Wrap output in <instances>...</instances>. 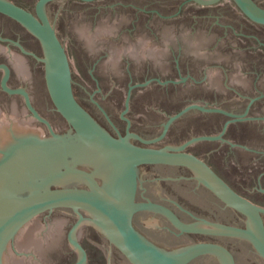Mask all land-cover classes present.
<instances>
[{
  "label": "water",
  "instance_id": "obj_1",
  "mask_svg": "<svg viewBox=\"0 0 264 264\" xmlns=\"http://www.w3.org/2000/svg\"><path fill=\"white\" fill-rule=\"evenodd\" d=\"M53 1L57 0H38L34 14L12 1L0 0V14L27 30L44 50V57L38 58L0 37V264H63L71 252L79 257L75 264H86V250L74 239L85 227L100 233L107 264H189L202 256L192 264H236L234 254L223 245L194 244L189 237H176L179 231L207 233L199 227L207 221L187 224L163 205L136 201L139 168L146 165L181 166L194 171L202 184L245 217L244 227L212 224L218 228L214 233L240 238L225 240L234 250L237 264H264V209L236 192L204 160L185 151L193 141L218 137L198 138L179 148L149 146L161 141L171 124L191 110L218 112L241 120L246 119L248 110L239 116L222 109L189 106L169 118L158 139L144 141L132 135L147 146L136 145L129 137L112 136L76 98L69 54L46 12L47 4ZM223 1L186 2L211 7ZM231 1L250 21L264 25V8L256 0ZM11 44L45 63L50 99L69 125L63 132L55 133L31 106L25 92L32 81L30 66L19 52L9 48ZM260 151L264 153V146ZM196 186L192 185L186 200L174 204L182 210L189 208L195 216H207V207L212 212L215 200L207 202V190ZM149 191L152 197L160 196L159 183L152 182ZM143 208L164 213L173 224L154 214L146 217L148 234L161 248L134 225L135 214ZM55 209H71L80 216L70 231L77 250L68 240L74 223L70 212L39 217ZM83 212L89 222L83 223ZM226 220L241 222L230 211Z\"/></svg>",
  "mask_w": 264,
  "mask_h": 264
},
{
  "label": "rangeland",
  "instance_id": "obj_2",
  "mask_svg": "<svg viewBox=\"0 0 264 264\" xmlns=\"http://www.w3.org/2000/svg\"><path fill=\"white\" fill-rule=\"evenodd\" d=\"M9 1L34 8L38 0ZM186 1L58 0L49 7V18L70 57L76 96L108 133L113 126H126L120 115L130 85L133 128L146 136L160 132L187 105L242 113L251 98L264 94V26L248 22L231 0L211 7ZM256 1L264 8V0ZM0 37L44 57L40 42L1 14ZM17 45L9 48L30 66L32 81L25 92L31 106L55 133L63 132L68 124L50 99L45 63ZM176 57L182 61L179 69ZM170 80L176 85H159ZM138 83L148 85L135 88ZM229 120L191 111L178 124L192 122L190 132L217 137ZM228 135L225 143L207 142V160L238 192L264 203V101L251 109L247 121L230 125ZM183 141L170 135L156 146L179 148L186 145ZM78 239L89 252L87 264H107L97 230L85 227ZM78 259L71 252L63 264Z\"/></svg>",
  "mask_w": 264,
  "mask_h": 264
},
{
  "label": "flooded vegetation",
  "instance_id": "obj_3",
  "mask_svg": "<svg viewBox=\"0 0 264 264\" xmlns=\"http://www.w3.org/2000/svg\"><path fill=\"white\" fill-rule=\"evenodd\" d=\"M57 1H53V2H50L47 4V6H46L47 14L49 12V7L52 6L53 4H55V2H57ZM37 2H36V4H37ZM36 4H35V7L33 8L31 6H27V5L17 3V5L29 10L30 12H32L34 14H36ZM257 25H260V24H257ZM260 26H264V25H260ZM180 59L181 58H179V57H176L174 59V63L176 64L178 69L182 65V61ZM189 64L190 63L187 62V64H185V65L188 66ZM183 65H184V63H183ZM133 80H134L133 78H130V83H132ZM186 81L187 80H183V82H186ZM169 82H172V83H166V84L160 83L159 85H161L163 87H169V85L175 84L173 80H170ZM147 85H148L147 83H144V84L138 83V84H135V88H138V86L140 87V86H147ZM131 88H132V86L130 85L129 89H131ZM75 95H76V93H75ZM76 98H77V96H76ZM77 100H78V98H77ZM252 100H253V102H252ZM261 101H264V94H261L257 97H254V98H251L247 104L246 109L242 113L229 112L225 109H222L224 111L232 113L233 115H239V116L244 115L246 113V111L248 110V114L246 116V119H243V120L237 119L234 116H229V115H225L223 113H218V112H202L199 110H191V111H198L200 113L207 114V115L218 114V115H221L223 117L230 119L228 121L229 124L227 126L226 131L221 133L220 135H218L217 136L218 138L215 140L204 139V140L193 141V140L198 139V138L207 137L206 133L190 132L189 128L193 129V127H194L192 122H186V123H183L182 125L178 124V122L181 119H184V117H186L191 111L187 112L182 117L175 120L171 124V126L169 127V129L167 130V132L165 134H164V129H165L164 125L165 124L162 126V130L160 132H158L156 134H152L154 136H146L149 134L138 133L133 128V121H132L131 116H130V114H131L130 103H129V108L127 109V104H126L124 111H122V113L120 115V122H122L123 124H126V126L125 127H123V126L114 127L113 126V129H112L113 131H111V134H112V136H114L116 138L129 137V139L132 143H134L136 145H141V146H147V145L144 144L141 140L134 138L132 135H138L144 141H152V140L158 139L163 134L165 136L161 141H164L170 135H172V137L176 140H184L182 142L184 144H187V143H190L191 141H193L189 145H187V147L185 148V151H187L191 154H194L195 156L204 160L225 182H227L236 192H238L222 176V174H220V172L207 160V150H208L207 142L220 141L221 143H225V142H223L224 140H222V139L227 140L230 137V135H228L229 126L232 124L241 123L243 121L245 122V120L247 121V118H248L249 114L251 113V109ZM192 105H198V104H192ZM192 105H187L185 108L192 106ZM199 106H201V105H199ZM202 107L216 108V107H209V104L202 106ZM184 109H182V110H184ZM217 109H220V108H217ZM182 110H180L179 112H181ZM179 112H177L176 114H178ZM63 120L67 123V121L64 118H63ZM210 137H213V136H210ZM161 141H159V142H161ZM156 145H158V143H155V144H152L149 146L157 147ZM208 153H210V152H208ZM162 168H168L170 171H164L163 172V171H161ZM152 182H158L159 183L160 196H157V197L151 196L150 191H149V185ZM194 184H197V186H196L197 189L198 188H204L207 190V202H209L210 198H214V200H215L212 212L207 207V216H202V217L195 216L189 208H186V210H182L174 204V201L183 202L184 200H186V196L190 194V189L192 188V185H194ZM238 193L241 194L240 192H238ZM209 194H210V196H209ZM241 195L244 196L243 194H241ZM244 197L247 198L252 203H254L255 205L264 209V203L256 202L255 200H253L247 196H244ZM136 201L139 204H147V203L152 202V203L163 205V206L171 209L183 222H185L187 224L202 223L204 221H207V225H199V227H201L202 229L207 230V233H186V232L179 231V235L176 237H178V238L189 237L192 239L194 244L207 242V243H217V244L223 245V246L227 247L234 254L235 259H236V264H237V258H236V255L234 253V250L232 249V247L228 246L225 243V240H227V239H240V238L229 237V236L222 235V234H216V233H214V231H216L218 228L213 226L212 224H225V225L244 227L245 223H243L242 220L245 221V217L242 214H240L239 212H237L234 209H232L231 207H229L216 194H214L208 187H206L204 184H202L199 181L196 173L194 171H192L191 169H189L187 167L167 166V165H146V166L140 167L139 172H138V191H137ZM229 211L232 212V215L236 219H240L241 222H238V221L228 222L226 220V216H227ZM65 212H70L72 214V216L74 217V223L71 225L69 233H68V240H69V242L72 243V245L76 249V247L73 244V241L70 237V231H71V228L74 226V224L77 223V221H79V219H80V216L77 213H75L71 209H55L53 211H47V212L39 215V217L46 216L48 218H51L52 216H54L55 214H58V213L66 214ZM150 214H154L156 216L162 217L169 225H171L172 222L168 219V217L164 213L157 211V210H154V209H151V208L139 209L134 216V225L139 230V232H141L146 238H148L155 245L160 247L154 241V239L148 234V229H149L148 227L149 226H148L145 219ZM185 214L190 217V220H186V218L184 216ZM262 215H263V219H264V213ZM83 216H84L83 223L89 222V219H88L89 216L87 214H85L84 212H83ZM74 239L76 241H78L83 246V248L86 250L87 263H88V260H89L88 250L83 245L82 241L76 237V234L74 235ZM206 256H214V255H206ZM202 257H204V256H202ZM202 257H200V258H202ZM200 258H198V259H200ZM198 259L190 262L189 264L194 263ZM75 263H73V264H75Z\"/></svg>",
  "mask_w": 264,
  "mask_h": 264
},
{
  "label": "trees",
  "instance_id": "obj_4",
  "mask_svg": "<svg viewBox=\"0 0 264 264\" xmlns=\"http://www.w3.org/2000/svg\"><path fill=\"white\" fill-rule=\"evenodd\" d=\"M236 5V4H235ZM237 6V5H236ZM238 7V6H237ZM239 9V8H238ZM239 11L241 12V10L239 9ZM242 13V12H241ZM243 14V13H242ZM243 16H244V18L248 21V22H251V23H253V24H256V23H254V22H252V21H250L244 14H243Z\"/></svg>",
  "mask_w": 264,
  "mask_h": 264
}]
</instances>
